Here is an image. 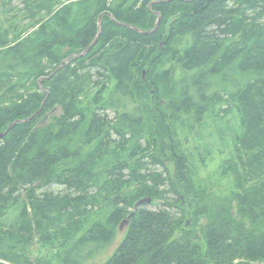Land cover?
Listing matches in <instances>:
<instances>
[{"label": "trees", "instance_id": "trees-1", "mask_svg": "<svg viewBox=\"0 0 264 264\" xmlns=\"http://www.w3.org/2000/svg\"><path fill=\"white\" fill-rule=\"evenodd\" d=\"M21 3L16 8L13 0H0V49L8 48L0 63V132L45 105L40 116L17 124L0 141V246L16 240L26 251L37 236L49 244L64 240L61 259L83 264L114 239L117 224L136 213L104 264H264V0ZM107 12L115 21L105 15L96 45L76 58L95 40L99 17ZM159 15L155 33L126 26L152 31ZM158 58L195 77L179 87L175 70L155 71ZM214 85L218 89L209 93ZM166 91L177 94L167 101ZM135 97L143 110L135 122L143 116L157 124L146 143H131L137 130L115 126L108 111ZM56 108L62 113L38 126ZM232 113L235 156L220 172L233 173L236 186L228 196L216 195L198 183L168 122L204 125L207 116L225 120ZM95 143L84 158L85 146ZM115 149L129 150L128 156L112 164L99 185L93 169ZM167 151L173 176L166 169ZM101 194L112 208L109 219L80 234L81 218L88 221ZM146 198L152 205L160 201L156 210L148 204L135 208ZM14 208L18 218L8 227L3 222ZM71 235L77 237L69 245ZM8 247L0 264H49L18 256L15 244ZM75 255L79 260L72 262L68 256Z\"/></svg>", "mask_w": 264, "mask_h": 264}, {"label": "rangeland", "instance_id": "rangeland-1", "mask_svg": "<svg viewBox=\"0 0 264 264\" xmlns=\"http://www.w3.org/2000/svg\"><path fill=\"white\" fill-rule=\"evenodd\" d=\"M13 4L16 8H23V4L21 3V0H13ZM14 15L17 14V12L13 13ZM21 17V14H19ZM163 46V44L161 45ZM8 50V48H2L0 49V63L3 61V59L6 58L5 52ZM153 67L155 71L159 72L161 70H164L165 67L168 69L175 70V75L173 76L174 80L178 82V86L180 87L181 83L189 85L190 79L195 77L196 73H188L185 72L182 68L177 66L175 62H170L169 59L167 60H160L158 58L154 61ZM142 79L147 80L148 78V71L147 69L142 70ZM240 76V75H239ZM239 76L236 77L239 78ZM217 86L214 85L209 89V93L215 92L217 90ZM96 91V89L94 90ZM171 94H168L167 91L165 92L167 101L173 99L177 93H173L169 91ZM109 94H107L109 99ZM3 100V99H0ZM8 101V100H7ZM121 109L116 110L113 108H108V111L111 115V119L115 117V126L122 127L123 129H129L132 127L130 131L137 130V135L134 136L131 134L129 136V139L131 143H135L136 141L140 140L143 143H146L148 140L151 139L152 131L157 130V124H152V122L146 120L141 117V122L138 124L135 122L138 120L136 118V115H140L143 113V110L138 109V105L140 104V101L138 98L135 97V99L131 100L130 98H127L123 101H121ZM162 103L165 105L166 101L163 100ZM137 108V109H136ZM161 114H167L166 110H163ZM234 111V110H233ZM150 112L156 114L155 112H160V110L157 108V110L150 109ZM236 113V111H234ZM62 113V109L58 108L56 115L59 116V114ZM123 114H128V119L126 120V117L124 116L122 118ZM121 116V117H120ZM51 118L46 122V124L50 123ZM127 122H126V121ZM234 123H231V122ZM131 123V124H128ZM135 122V124H133ZM235 115L232 113L228 118L225 120H220L217 117L213 116H207L206 122L204 125L201 124H195L194 126L189 122L186 121V124L182 123H174V122H168V125L171 129L170 136L177 144V151L180 153H184L188 155L193 163V167L196 171V179L198 183L205 184L209 188H211L216 195H223L228 196L230 193L234 190V187L236 186V176L233 173H230L228 175L221 174L220 167L224 164V161H226L230 157L235 156L234 152V136L235 133L234 130L236 129L235 125ZM232 124V125H231ZM115 133V131H114ZM154 133L157 134V137L160 138V135H158L157 131ZM162 141V139H159ZM168 146H169V140L166 139ZM97 143L85 146L83 149V157L86 158L87 155L91 153V150L96 146ZM116 151V149H115ZM129 150H127V153L124 151L121 152H113L105 157L103 161H99L95 168L93 169V173L95 174V177L99 175L100 184L105 182V178L108 175V170L110 169L111 165L114 163H118L120 158H124L128 156ZM157 154V153H155ZM162 169V168H160ZM166 169L169 171L170 175L173 176L175 172V166L173 164L171 152L167 151V158H166ZM98 189V186H96ZM134 185L130 187L131 192L134 191ZM54 190H60L59 187H53ZM96 208L91 213L92 216H87L88 221H86V216L81 218V220H84L83 229L80 232V234L85 233L94 223L97 221H101L105 223L111 213L112 208L110 207V203L104 199V194H101L99 197L96 198ZM152 203V202H151ZM148 204L147 207L150 209H157V205L160 203L159 200H156L154 204ZM235 213V209H234ZM18 216V209L14 208L13 211L10 213L8 217L5 218L4 222L6 226L10 227L12 223H15ZM123 221V220H122ZM122 221L117 224L115 229V236L114 239L105 246L98 254L92 256L91 259H88L83 264H104L117 250V248L120 246L121 242L123 241L126 233L127 228L125 227L123 230H120V224ZM74 234L76 233L78 235V231L74 230ZM200 235V234H199ZM77 236H70L68 237L69 245ZM200 241L202 242L201 235L199 236ZM35 243L29 247L25 251V247L23 245H19L16 243V240L14 242L11 241L8 244H6L4 247L0 246V253L2 250L8 251L10 248L9 245H14V253L18 256L27 255L28 258L32 259L33 261L42 260L43 262L48 261L49 264H66L63 259H61V253L64 251V240H60L59 242H54L52 244H49L44 240L43 238H40L39 236L36 237ZM4 247V248H3ZM68 248V247H67ZM65 248V249H67ZM21 249L24 251L22 252ZM68 258L73 261H78L79 258L77 255L72 258V256H68ZM20 260L22 258H19Z\"/></svg>", "mask_w": 264, "mask_h": 264}, {"label": "water", "instance_id": "water-1", "mask_svg": "<svg viewBox=\"0 0 264 264\" xmlns=\"http://www.w3.org/2000/svg\"><path fill=\"white\" fill-rule=\"evenodd\" d=\"M105 15H108L110 16L114 21H115V18L112 16L111 13L107 12V13H104L102 14L100 17H99V20H98V25H99V31H98V34H97V37L95 38V40L92 42V44L81 54L79 55H76V58L78 57H82V56H85L97 43L99 37H100V34H101V22H102V19ZM161 22V15H159V18H158V21L156 23V26H155V29L152 30V31H143L141 29H138V28H135L131 25H126L130 28H133L135 29L138 33H141V34H146V35H149V34H152V33H155L157 30H158V27H159V24ZM69 64V61L66 63V65ZM44 105L45 103L42 105V107L39 109V111H37L32 117L28 118V119H25V120H17L15 121L14 123H12L7 131L5 132H0V141L3 140L8 134L9 132L19 123H26V122H29L35 118H37L38 116H40V114L43 112V109H44ZM58 108L54 109L51 113H49L48 115H46L39 123H38V126H43V125H46V122L49 120V118H51L52 116L56 115L55 113L57 112ZM152 202V198H146V199H142L140 201H138L135 205V208H139V207H142L144 204H150ZM233 212H234V209H233ZM136 215V213H133L131 214L127 219H124L122 221V223L120 224V230H123L125 227H129L130 225V221L132 218H134ZM128 229V228H127ZM200 235L198 234L197 238L199 237Z\"/></svg>", "mask_w": 264, "mask_h": 264}, {"label": "flooded vegetation", "instance_id": "flooded-vegetation-1", "mask_svg": "<svg viewBox=\"0 0 264 264\" xmlns=\"http://www.w3.org/2000/svg\"><path fill=\"white\" fill-rule=\"evenodd\" d=\"M61 109V108H60Z\"/></svg>", "mask_w": 264, "mask_h": 264}]
</instances>
